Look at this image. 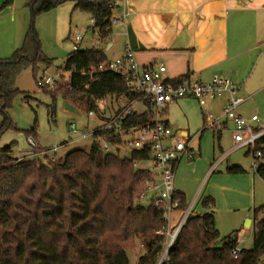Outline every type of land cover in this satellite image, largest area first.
Returning a JSON list of instances; mask_svg holds the SVG:
<instances>
[{
  "label": "trees",
  "instance_id": "1",
  "mask_svg": "<svg viewBox=\"0 0 264 264\" xmlns=\"http://www.w3.org/2000/svg\"><path fill=\"white\" fill-rule=\"evenodd\" d=\"M67 1L96 19L101 46L68 55L64 69L71 74L64 96L86 112L107 97L132 102L137 94L123 76L98 70L109 58L106 44L112 34V10L108 0H30L33 22L37 15ZM13 2L5 0L0 12ZM40 62L48 64L50 59L43 55L32 25L23 46L0 59V113L5 122L20 92L18 75ZM49 112L54 113V108L49 106ZM152 112L151 107L136 112L125 125L151 120ZM28 132L31 135L34 129ZM257 148L262 149L263 159L256 170L264 180V136ZM32 159L18 161L12 145L0 148V264H130L127 245L136 240L145 248L137 264H157L165 248L167 219L163 201L157 205L151 194L142 198L152 172L138 167L136 161H147L148 153L134 151L120 157L94 141L89 148L73 149L49 164L39 160V167ZM228 170L244 172L238 165ZM175 196L178 212L184 211L188 206L184 193L177 190ZM204 204L209 207L214 201L206 198ZM263 209L255 208L256 217ZM219 238L214 211L190 214L169 251V262L163 264H264V214L255 222L252 248L233 253L238 249V230L215 247Z\"/></svg>",
  "mask_w": 264,
  "mask_h": 264
},
{
  "label": "crops",
  "instance_id": "2",
  "mask_svg": "<svg viewBox=\"0 0 264 264\" xmlns=\"http://www.w3.org/2000/svg\"><path fill=\"white\" fill-rule=\"evenodd\" d=\"M14 2L0 12V59L11 57L21 48L29 31L28 15L24 11L17 15L19 10ZM130 2L133 11L127 24L121 22L113 26L110 40L106 44L107 54L110 51L122 56L132 47L141 65L154 61L164 63L167 66L166 77L169 79L187 76L191 80L207 82L216 75L231 79L242 84L238 95L244 100L238 108L239 113L246 117L258 114L256 107L252 113L246 102L250 104L258 93L264 91V63L255 73L264 57V53L262 56L257 53L264 46V41L253 42L251 38L264 14V0ZM254 52L256 58H253ZM228 97V94H223L214 99L213 103L209 101L206 108L194 98H183L169 104L164 109L163 117L173 129L189 137L190 148L197 154L194 159H189L187 155L180 159L175 178L176 189L184 193L188 205L195 204L193 215L209 211L217 215L220 212L228 216L234 231L239 232L243 230L236 229L242 226L239 224L241 220L250 217L249 226H255L259 219L255 214L256 190L260 188V193L264 191V180L254 166L229 159L232 150L240 149L233 139L232 122H228L226 129L221 132L203 129V125H200V122H204L206 109L221 114ZM226 133L231 135L233 149L224 147ZM195 136L199 137L200 142L192 149L191 141ZM216 137L221 151L219 156L215 153ZM208 142L211 145L209 148ZM247 153L249 149L246 152L249 155ZM225 161L228 172L222 167ZM235 165L241 166L244 172L230 173L229 167ZM190 180L197 181L193 182L195 186L191 189ZM203 180L206 181L204 188L207 187L203 195H200L198 187ZM206 198L213 199L214 204L206 206Z\"/></svg>",
  "mask_w": 264,
  "mask_h": 264
},
{
  "label": "built area",
  "instance_id": "3",
  "mask_svg": "<svg viewBox=\"0 0 264 264\" xmlns=\"http://www.w3.org/2000/svg\"><path fill=\"white\" fill-rule=\"evenodd\" d=\"M130 1H107V6L112 10L110 17L112 28L121 22L127 24L133 11ZM91 21L90 29L96 30L100 38L96 19L92 17ZM84 35L80 32L72 35L73 51L82 49ZM100 46L101 40L100 43L96 44V47ZM98 70L111 71L123 76L128 88L137 96L132 102L111 110L106 109V100L108 98L122 100V98L98 99L96 108L90 109L87 114L88 118H99L100 124L93 126L89 134L83 133L82 137L92 136L94 141L101 144L105 152L119 153L121 150H127L130 152V156L134 151L149 154L150 159L147 161L152 162V166L149 168L152 174L146 181V189L142 198L151 194L157 198V205L160 201L165 203L166 242L157 264L169 262V251L186 219L190 214H193L192 208L194 206V203H191L184 211L178 212L179 200L175 196L177 193L175 186L177 166L184 155H187L189 159H194L197 154L190 148L189 137L182 131L173 129L164 119V109L169 104L183 98H194L206 108L210 100L228 94L229 97L221 114L216 115L211 110L206 109L203 129L221 132L226 129L228 122H232L235 145L237 148L246 147L250 153L252 152L255 169L258 168L263 159L262 149L257 148V145L264 136V122L258 114L245 117L239 113L238 108L244 99L238 95L241 85L233 80L217 75L207 82L191 80L190 78L169 79L166 77L167 66L164 63L154 61L148 65H141L132 47L122 56L112 54L106 61L99 64ZM39 83L44 87H53L55 79L42 77ZM137 102L144 104L145 109L151 107L153 118L137 125L126 126L125 122L129 117L138 112L133 107ZM71 128L74 132H78L75 124H72ZM28 142L32 149L27 153L33 154L34 152L43 163L49 164L51 161L57 160L56 155L52 156L50 152L56 154L60 148L59 145L50 149L41 148L33 134L28 136ZM136 164L139 167L140 162L136 161ZM233 253L237 255L239 249L234 250Z\"/></svg>",
  "mask_w": 264,
  "mask_h": 264
},
{
  "label": "rangeland",
  "instance_id": "4",
  "mask_svg": "<svg viewBox=\"0 0 264 264\" xmlns=\"http://www.w3.org/2000/svg\"><path fill=\"white\" fill-rule=\"evenodd\" d=\"M3 1L4 0L0 2V5H2ZM28 1L29 0H15L14 5H17L19 10L17 15L21 14L22 11L28 15L27 30H30L32 25L34 26L43 55L50 59V63L47 64L45 62H40L35 69L32 67L26 68L18 75L16 86L20 92L16 95L12 102V106L8 109L7 122H5L4 114L0 113V148L6 145H12V150L19 158L18 161L33 158V162L39 167L41 161L40 157L37 156V154H34V152L33 154L27 153L32 149L28 142V135L30 133L28 130L34 129V132L31 134L35 136L36 141L40 144H38V146L41 148L45 147L50 149L55 145H59L60 148L56 154L52 151L50 152V155H56L57 159L64 158L66 154L73 149L89 148L94 141L92 136L83 138L82 134H89L93 126L100 124V119L88 118V114L85 110H81L82 115L74 114L65 110V102L67 101V98L64 96L63 92L68 89L70 73L65 71L64 67L68 55L73 52L71 41L73 34L76 32L85 34L84 41L82 42V49L92 48L100 43V40L98 32L90 29L92 25L90 14L81 11L80 9H76L74 2L67 1L49 11L43 12L37 15L33 22L32 15L30 14L31 11L28 9L29 6H26ZM231 16L232 13L230 14V17ZM116 30L117 28L114 32H116ZM251 38L253 42L263 41L264 14L260 18V25L257 27ZM257 53L262 56L264 53V46H261ZM111 54L112 53L108 51V55L110 56ZM255 55L256 53L254 52L253 58H256ZM262 63H264V57H262L259 62V66L255 71L256 74ZM42 77L54 78V86H47L44 88L43 85L38 83ZM213 102V100H210L209 103ZM105 103L107 107L106 109H116L124 104V99L112 100L111 98H108ZM49 106L54 108V113L49 112ZM246 106L252 113L253 108L256 107V113H258L262 122H264V91L258 93L250 104L246 102ZM133 107L139 113L145 111L144 104L140 102L135 103ZM257 108L259 109L257 110ZM72 124L77 126L78 132H74L71 128ZM200 125H204V122H200ZM198 136H195L191 141L192 149H194L193 147L198 146V143L200 142ZM207 144L209 148L211 145L209 142ZM215 147L216 156H219L221 151L218 146L217 137L215 140ZM224 147H226V149L234 148L229 133H226L225 135ZM112 150L114 151V149ZM247 150L248 148L246 147L232 150L229 159L236 160L237 163L240 162V164L242 162L247 163L252 167L254 166V156L252 152L249 155H246ZM118 155L120 157H128L130 156V152L127 150H121ZM151 166L152 162L150 160L140 162L139 164V167L143 168H150ZM222 167L223 169L227 167V161L223 163ZM225 171L228 172L226 169ZM193 182L197 183L195 180H190V189L195 186ZM205 184L206 181L204 180L199 183L198 190L200 189V195H203V192L207 187L204 188ZM259 191H261L260 188L256 190L257 204L255 207L264 206V191L261 193ZM199 202L196 203V206H198ZM194 207L192 208L193 211ZM263 214L264 209L260 212V215H258L259 218H261ZM215 216L216 222L218 221L217 227L220 230V238L215 247H221L224 242L227 241L229 235L233 234L232 232L235 228L231 225L228 216L220 212ZM248 219H250V217H246L244 220H241L240 223L238 222L242 226L236 228H243L242 231L238 232L240 236L238 246L240 249H249L253 247L255 226H249ZM144 250V246L138 240L128 243L127 251L130 258V264H137V258L144 252Z\"/></svg>",
  "mask_w": 264,
  "mask_h": 264
},
{
  "label": "water",
  "instance_id": "5",
  "mask_svg": "<svg viewBox=\"0 0 264 264\" xmlns=\"http://www.w3.org/2000/svg\"><path fill=\"white\" fill-rule=\"evenodd\" d=\"M65 110L74 114L82 115V111L69 100L65 102ZM247 221L248 224H250L251 220L248 219Z\"/></svg>",
  "mask_w": 264,
  "mask_h": 264
}]
</instances>
